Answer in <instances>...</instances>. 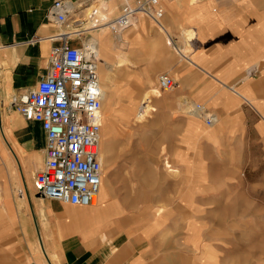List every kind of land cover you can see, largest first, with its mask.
Returning <instances> with one entry per match:
<instances>
[{"label":"crops","instance_id":"crops-1","mask_svg":"<svg viewBox=\"0 0 264 264\" xmlns=\"http://www.w3.org/2000/svg\"><path fill=\"white\" fill-rule=\"evenodd\" d=\"M55 1L0 0V134L2 127L10 129L16 147L25 154L42 152L41 168L45 160V136L41 125L23 118L17 122L15 117L21 115L11 106V100L37 86L47 72L51 48L59 44L61 35L71 34L66 32L67 23L59 26L49 14ZM66 1L71 4V9L74 7V14L71 10L68 20L85 15L84 10L94 4L92 27L96 21L117 17L126 4L121 0ZM129 1L135 3L136 0ZM110 2L112 9L108 11L102 4ZM99 4L102 6L98 7ZM161 7L162 29H165L162 25L165 18L167 24L184 28L182 34L187 42L200 38L208 43L188 58L178 52L191 67L189 73L194 76L199 72L202 76L197 98L208 112L211 108L219 116L218 120L216 115L210 114L213 121L209 126L203 121L211 130L192 136L185 132L184 148L176 154V165L182 174L180 179L192 183L190 191L180 190L178 195H189L185 203L195 206V203L210 202L209 198L213 196L207 193L211 189L231 185L241 168L242 156L250 154V146L256 147L257 142L264 140V0L163 1ZM99 30L94 31L96 38H93L101 43L102 36L108 32L98 34ZM215 39L219 41L214 42ZM78 43L72 42L75 46ZM98 50L100 54V47ZM190 119L199 124V117ZM250 129L254 131L253 138ZM180 156L185 159V164L179 161ZM5 178L6 175L1 173L0 185L3 188L7 185L8 197L3 196L1 201L4 210L0 209V227L4 229L1 228L0 236L7 238V244L13 242L14 229V235L20 236L22 242L28 237V250L19 252L23 264H49L44 258L46 255L57 259L58 264L213 263L200 258L204 253L208 254V249H204L199 258L190 256L186 262L181 260L182 254L187 252L177 249L173 236L166 240L169 246L160 245L162 239L156 242L147 239L163 229L158 228V223L148 224L144 230L128 226L126 221L136 219L135 213L127 212L124 218L114 217L123 213V207L115 198L110 197V202L102 200L94 206L66 205L36 197L33 180L28 178V188L23 187L24 196L18 197L15 191L18 201L14 202L11 180L5 182ZM162 188L164 192L160 194L174 196V205L158 214L147 212L145 219L188 221L209 218V212L203 207L192 210L191 206L184 213L175 211L179 186L167 182ZM195 188L201 189L198 195ZM214 202L222 203L224 199L217 198ZM116 207L118 212L113 215L112 209ZM187 225L185 222L183 228L186 238ZM196 228L200 235L203 234ZM168 230H173L176 235L178 229ZM186 238L183 244L194 249ZM161 246L163 251L159 250Z\"/></svg>","mask_w":264,"mask_h":264},{"label":"rangeland","instance_id":"rangeland-1","mask_svg":"<svg viewBox=\"0 0 264 264\" xmlns=\"http://www.w3.org/2000/svg\"><path fill=\"white\" fill-rule=\"evenodd\" d=\"M121 2L124 3L125 0ZM125 3L133 5L129 0ZM107 4L110 6L106 3L104 6L111 11V3ZM101 6L99 4L98 7ZM85 17L87 18L85 15L78 17L80 22H75V17L70 18L66 32L79 35L81 40L96 38L94 31L98 29H88L90 24ZM133 21L121 33V43L117 42L116 34L109 32L102 34L104 36L101 43L97 40L101 44L100 81L105 90L101 108L103 127L100 158L103 159V183L100 202H110V197L118 200L123 213L114 216L116 218H124L127 212L135 213L136 219L126 221L130 227L144 230L148 224L158 223V228L163 231L146 238L154 242L162 239L163 243L160 245L164 246L167 244L166 240L173 236L177 249L187 252L181 257L185 262L190 256L199 258L202 251L208 249V254L204 253L200 257L208 263L264 264V140L257 142L256 147L250 146V154L242 156L241 168L231 185L214 188L207 193L213 196L209 198L210 202L195 203V206L191 202L189 205L185 203V198L188 200L189 195L183 197L178 194L180 190L190 191L192 183L180 179L182 174L176 165V154L184 148L185 132L192 136L211 128L204 125L203 117L198 120L201 126L190 119L198 117L193 106H203L197 98L202 76L196 71L197 74L192 72L195 75H191V67L178 52L188 58L208 43L200 38L187 42L182 34L184 28L167 24L165 18L162 20L165 29L161 28V22L156 25L142 15ZM217 41L219 40H214ZM102 60L106 61V67L101 66ZM162 74L169 75L176 82L172 90H158L157 79ZM102 76L106 77V81L102 82ZM209 109V113L216 115L219 120L217 112ZM15 120L23 121L18 114ZM2 128L5 135L0 134V174L6 175L5 182L11 180V196L15 202L18 201L15 191L18 197L24 196L23 187L28 188L26 181L29 178L32 182L41 168L42 152L25 154L16 147L11 130ZM248 131L253 138L254 131ZM10 148L16 157L11 154ZM178 159L181 163H186L182 156ZM165 162L171 165L172 171L167 170ZM188 174L190 175L189 171ZM167 182L179 186L175 211L184 213L191 206L192 210L203 207L209 212V218L188 221L145 219L147 212L158 214L174 205V196L160 194L164 192L162 185ZM6 190L7 185L5 188L0 185L1 210H4L1 205L2 197H8ZM194 191L198 195L201 189L195 188ZM217 198L224 199V202L215 203ZM112 212L113 215L116 214L118 207L112 209ZM185 222L188 223L187 238L183 230ZM175 227L178 229L176 235L173 230H168ZM196 227L201 229L202 236ZM1 228L4 229L0 227V230ZM12 232L11 244L5 243L7 238L0 236V264L24 263L19 252L28 250V237L22 242L20 236L14 235L15 229ZM185 238L194 249L183 244ZM163 246L159 250L163 251ZM58 263L57 259L50 258L49 264Z\"/></svg>","mask_w":264,"mask_h":264},{"label":"built area","instance_id":"built-area-1","mask_svg":"<svg viewBox=\"0 0 264 264\" xmlns=\"http://www.w3.org/2000/svg\"><path fill=\"white\" fill-rule=\"evenodd\" d=\"M91 1V0H89ZM178 0H136L124 4L119 15L93 28L106 27L112 34L127 30L137 15L156 25L163 15L161 2ZM71 4L57 0L50 16L59 26L68 21ZM73 36V37H71ZM78 45L72 44L73 41ZM100 54L92 37L63 34L51 48L49 66L37 86L12 97L11 106L26 121L39 123L45 136V160L33 178L36 194L73 206H94L103 181L100 161L103 88L99 77ZM176 86L172 77L162 74L157 79L160 92ZM206 125L212 116L201 106H194Z\"/></svg>","mask_w":264,"mask_h":264},{"label":"bare ground","instance_id":"bare-ground-1","mask_svg":"<svg viewBox=\"0 0 264 264\" xmlns=\"http://www.w3.org/2000/svg\"><path fill=\"white\" fill-rule=\"evenodd\" d=\"M126 2V1H125ZM111 3V2H110ZM92 4V3H91ZM103 6L105 5V3H103L102 4ZM107 6H108V4H106ZM90 7V6H89ZM72 11H71V13H73L74 14V7L72 6V9H71ZM93 10H95V6H94V4H92L91 5V7L90 8H87L86 10H84V13L86 12V14H85V16H87V18L89 17V19H90V21H88V24H90V27L88 28V29H90L91 27H92V12H93ZM137 17H141V15L139 14V15H137L135 18H137ZM86 18V17H85ZM86 18V19H87ZM134 18V19H135ZM81 20L78 18H76L75 19V22H80ZM132 22H134V21H132ZM103 30V31H102ZM96 31V30H95ZM105 31L106 32H109V33H111L110 32V30L108 29V28H106V27H102V28H100V30H99V32L100 33H105ZM112 34V33H111ZM102 35V34H101ZM116 38H117V42L118 43H121V41H123V37L121 36V33L120 34H117L116 35ZM97 43H98V41H97ZM98 45V48L100 47L99 46V44H97ZM183 55H181V57H182ZM182 58H184V56L182 57ZM100 62H101V60H100ZM120 62H122V61H120ZM119 62V63H120ZM101 66H103V67H106V61L105 60H102V63H101ZM195 67V66H194ZM102 68V67H101ZM99 77H100V74H99ZM101 79H102V82H104V81H106V77H104V76H102L101 77ZM104 88H103V95H104ZM103 99H104V97H103ZM191 108H192V105L190 106ZM193 109H194V106H193ZM194 113H197V112H195L194 111ZM198 115H199V113H197ZM101 117H102V113H101ZM102 127H103V117H102ZM102 131V130H101ZM2 132V135L4 136L5 134H4V132L3 131H1ZM7 138V137H6ZM5 141L7 142V140L5 139ZM100 144H101V140H100ZM10 150H11V154L13 155V156H15L16 157V155H15V153H14V151L10 148ZM100 161H101V163L103 164V159H102V157L100 158ZM18 163H19V165H20V162L18 161ZM165 165H166V168H167V170H173V168L171 167V165L169 164V163H167V162H165ZM22 172V171H21ZM101 189H102V186H101V188H100V191H99V193H98V195L96 196V198H95V202H96V204L98 203V202H100V196H101ZM115 211V210H114ZM40 248V247H39ZM42 252V251H41ZM45 255H46V253H45ZM42 256V255H41ZM48 262H50V257L49 256H45L44 257Z\"/></svg>","mask_w":264,"mask_h":264},{"label":"water","instance_id":"water-1","mask_svg":"<svg viewBox=\"0 0 264 264\" xmlns=\"http://www.w3.org/2000/svg\"><path fill=\"white\" fill-rule=\"evenodd\" d=\"M36 197H42L41 195H39V194H36Z\"/></svg>","mask_w":264,"mask_h":264}]
</instances>
